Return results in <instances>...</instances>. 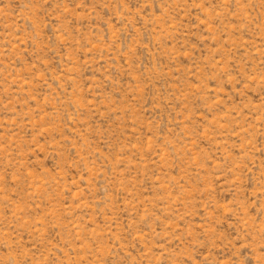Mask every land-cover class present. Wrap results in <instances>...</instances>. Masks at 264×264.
<instances>
[{
    "label": "rangeland",
    "instance_id": "rangeland-1",
    "mask_svg": "<svg viewBox=\"0 0 264 264\" xmlns=\"http://www.w3.org/2000/svg\"><path fill=\"white\" fill-rule=\"evenodd\" d=\"M0 264H264V0H0Z\"/></svg>",
    "mask_w": 264,
    "mask_h": 264
}]
</instances>
